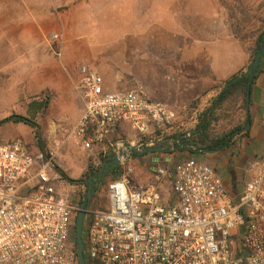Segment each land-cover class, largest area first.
<instances>
[{
    "label": "built area",
    "instance_id": "built-area-1",
    "mask_svg": "<svg viewBox=\"0 0 264 264\" xmlns=\"http://www.w3.org/2000/svg\"><path fill=\"white\" fill-rule=\"evenodd\" d=\"M49 40L60 37L51 33ZM77 74L72 86L82 113L65 140L92 158L117 156L121 166L106 185V208L90 202L86 209L88 264H264V148L236 195L195 158L168 169L159 153L147 154L151 180L136 181L129 146H163L177 113L141 88L109 90L92 64ZM124 126L137 141L111 140ZM51 160L19 137L0 141V264H77L74 216L87 189L64 179Z\"/></svg>",
    "mask_w": 264,
    "mask_h": 264
},
{
    "label": "rangeland",
    "instance_id": "rangeland-1",
    "mask_svg": "<svg viewBox=\"0 0 264 264\" xmlns=\"http://www.w3.org/2000/svg\"><path fill=\"white\" fill-rule=\"evenodd\" d=\"M33 4L36 6L44 4L54 14L64 11L74 14V17H77V26L67 25V28H57L59 42L49 40L50 32L53 30L37 34L36 45L29 43L24 45L26 36L21 38L17 34H0V120L11 115H20L36 122L46 146V151L43 153L52 158V164L60 166L74 180L81 177L90 163L97 162L100 158V156L92 158L87 152L75 147L72 140H65L68 132L79 119L83 107L71 84L77 80L80 65L92 64L103 77L105 87L111 91L137 87L147 95L146 86L141 82L144 81L151 89L156 86L155 75L145 76L142 65L145 61L158 65L161 61L170 59L171 46L131 44L145 39L158 42L171 41L174 29L187 33L192 31L194 24L197 27L195 32L203 33L202 25L210 19L218 20L221 17L227 19L231 33L237 30L238 36L245 40L244 43H252L264 21V0H39L35 3L22 0L20 2L24 8ZM140 15L147 17L139 18ZM142 19L150 24L154 23L152 28L158 30V33L154 31L149 35L143 34L141 38V31L134 28L137 27L135 23ZM157 19L174 21V28L156 24ZM62 42H67L68 45H62ZM146 47H149L148 51L145 50ZM151 66L153 65L150 64L147 68ZM152 68L155 70L154 66ZM168 72L169 70H166L167 74ZM66 81L69 83V90ZM219 89L213 91L210 98H199L181 109L174 108L177 112V120L167 131L166 138L179 133H190L197 123L198 114L209 105ZM43 103L45 105L42 107ZM245 115L241 97L235 96L217 112V120L212 124L211 135L216 137L237 127H244ZM15 137L24 140L31 150H39L34 131L28 125L8 122L0 126V141ZM125 137L129 142L137 141L135 132L130 129H122L111 140ZM167 141L170 142L171 139L168 138ZM262 143V137L249 139L248 134L239 130L231 144L220 152L196 154L170 147L172 152H163L157 157L168 169L187 158L203 161L217 170L228 193L236 195L246 180V172L252 162L251 156L257 152L256 149H260ZM137 153L140 152L131 153L128 163L133 169L132 177L136 181L148 182L151 180L149 172L151 156L147 154L135 156ZM166 156H169V163L164 162ZM111 180L112 176L108 175L99 182L100 189L91 200L93 208H106V185ZM162 187L164 192L170 189L168 183H164Z\"/></svg>",
    "mask_w": 264,
    "mask_h": 264
},
{
    "label": "crops",
    "instance_id": "crops-1",
    "mask_svg": "<svg viewBox=\"0 0 264 264\" xmlns=\"http://www.w3.org/2000/svg\"><path fill=\"white\" fill-rule=\"evenodd\" d=\"M28 1L35 3L39 0ZM20 2L22 0H0V34H17L21 38L26 36L24 45L25 43L36 45L37 34L52 30L50 33H56L57 28H67V25L77 26V17H74V14L65 11L54 14L44 4L39 6L33 4L24 8ZM143 16L147 17V15ZM143 16L140 15L139 18ZM156 24L174 28L175 22L169 19H157ZM135 25L137 27L134 29L141 31V38L143 34L149 35L154 31L158 33V30L152 28L154 23L150 24L145 19L137 21ZM202 26L203 33L197 34L195 32L197 27L194 24L193 32L181 33L178 29H174L171 41L158 42L145 39L131 44L171 46L170 59L166 57L167 60L161 61L159 66L151 61H145L142 65L145 76L155 75L156 86L151 89L144 81H140L146 86L149 98L161 101L160 103L168 105L173 110L181 109L199 98H210L211 93L220 88L225 81L236 73L247 70L252 43H244L236 38L231 33L225 17L218 20L210 19ZM62 45L68 43L62 42ZM148 48L146 47L145 50L148 51ZM150 64L155 70L153 66L147 68ZM166 70H169L168 74ZM66 84L69 90L67 81ZM248 111L251 120L248 138H263L260 149H256L257 152L251 156L253 161L254 156L260 155L264 148V65L262 73L251 87ZM123 129L129 128L124 126Z\"/></svg>",
    "mask_w": 264,
    "mask_h": 264
},
{
    "label": "trees",
    "instance_id": "trees-1",
    "mask_svg": "<svg viewBox=\"0 0 264 264\" xmlns=\"http://www.w3.org/2000/svg\"><path fill=\"white\" fill-rule=\"evenodd\" d=\"M233 35L238 38L240 41L244 42L242 38L238 36V31H232ZM264 47V21L262 23V28L256 35L254 41L252 42V48L250 49V63L251 64L255 53ZM264 65V52L261 55L260 63L257 68V70L254 73L250 90L253 84L255 83L258 76L262 73ZM248 88V76L245 74V71H240L233 75L230 79L225 81L217 95L213 97V99L210 101L209 105H207L197 116V123L194 127V129L190 132V135L187 136L186 133H179L176 135H173L172 137H168L171 139L170 142H168V138L166 142H164L162 145L164 146L165 150L163 152H172L170 150V145H173L172 149L178 150H184L188 151L189 153H196V154H204L206 152H220L224 150L226 147H228L232 140L234 139V136L239 132V130H243L245 134H248L250 130V117H249V107H246V91ZM235 96H240L242 100V106L245 111V123L244 127L240 128L237 127L230 132L223 133L219 136L213 137L211 135V127L214 121L217 120V112L223 107L225 103L230 101ZM45 104L43 103L41 106L43 107ZM249 106H250V100H249ZM8 122H15V123H24L28 125L33 131H34V137L37 142V147L40 151L45 152L46 146L44 143V140L42 138L39 126L36 124V122L27 119L26 117L20 116V115H11L9 117H6L2 120H0V126L3 124H6ZM249 122V127H247V124ZM201 150V151H200ZM174 151V150H173ZM160 152L159 154L163 153ZM146 153L140 152L135 154V156H141L145 155ZM48 157V155H46ZM109 161L108 158H103L100 156L99 160L94 163H90L86 170L83 171L81 174V177L79 179H72L70 178L58 165L53 164L54 169L61 174V176L66 179L69 182H80L84 183L86 186V189L88 187V181L90 178H92L93 181V195L92 198L96 195L98 190L100 189L99 183L96 182V178L100 171V166L102 162ZM121 173V166L116 165L111 168L110 171H108L103 177H106L108 175L112 176V180H116L119 178ZM76 215L74 216L75 219ZM74 236V232H73ZM82 239L84 242L85 236L84 233L82 235ZM74 240V239H73ZM76 248V247H75ZM85 264H88V256L85 252L84 254Z\"/></svg>",
    "mask_w": 264,
    "mask_h": 264
},
{
    "label": "water",
    "instance_id": "water-1",
    "mask_svg": "<svg viewBox=\"0 0 264 264\" xmlns=\"http://www.w3.org/2000/svg\"><path fill=\"white\" fill-rule=\"evenodd\" d=\"M263 52H264V47H262L255 53V56L251 64L248 66L247 70L245 71V74L248 76V88L246 91V107L247 108L249 107L251 82H252L254 73L259 66L260 58ZM247 127H249V122L247 124ZM128 149H129L130 154L134 151H139V152H143L146 154H150V153H160L165 150L163 146L152 147V148L144 147L138 150L137 146L135 145H130ZM119 163L120 161L117 156H113L109 161L102 162L100 166L99 174L96 178V182L99 183L101 179L103 178V176L108 171H110L112 167L119 165ZM92 187H93V181H92V178H90L88 181V187H87L85 199L81 201V203L79 204L78 212L74 220V243L76 247L77 264H85V259H84L85 245L82 239L83 220H84L86 209L88 208L91 202V199H92V195H93Z\"/></svg>",
    "mask_w": 264,
    "mask_h": 264
},
{
    "label": "flooded vegetation",
    "instance_id": "flooded-vegetation-1",
    "mask_svg": "<svg viewBox=\"0 0 264 264\" xmlns=\"http://www.w3.org/2000/svg\"><path fill=\"white\" fill-rule=\"evenodd\" d=\"M108 160H110V158Z\"/></svg>",
    "mask_w": 264,
    "mask_h": 264
}]
</instances>
